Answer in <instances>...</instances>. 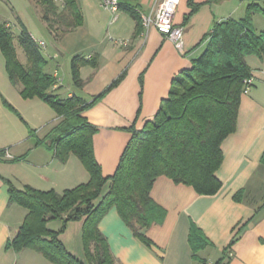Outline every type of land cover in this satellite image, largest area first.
Segmentation results:
<instances>
[{
  "label": "crops",
  "instance_id": "crops-1",
  "mask_svg": "<svg viewBox=\"0 0 264 264\" xmlns=\"http://www.w3.org/2000/svg\"><path fill=\"white\" fill-rule=\"evenodd\" d=\"M161 1L137 0L140 15L153 12ZM77 2L82 24L54 40L57 53L65 58L62 62L46 48L43 36L36 38L28 30L37 42H45V67L49 66V59L56 60L50 70L45 69L59 79L56 93L61 97L76 94L88 100L102 94L83 115L97 127L93 135L94 155L102 174L110 176L131 137L130 128H140L153 117L161 100L167 97L173 77L189 68L192 58L203 51L205 43L199 42L214 21L242 17L247 0H193L200 5L186 20L190 6L188 0H180L174 21L184 28L182 50L155 28L144 29L123 10L113 13L99 0ZM261 17L264 16L260 13L253 17L257 31L264 26ZM76 55L96 62L80 67L81 87L73 84L71 76V59ZM249 56L246 60L253 70V82L248 93L241 95L236 130L221 143L223 160L216 171L221 187L214 194H199L191 185L158 176L150 196L165 214L160 222L145 230L152 241L150 246L137 238L117 209L111 207L98 228L116 263L200 264L192 257L188 242L189 229L194 224L210 242L198 251L206 264H214L222 257L218 264H264V59ZM3 71L5 67L0 65V95L21 114L23 121L0 98V150H4L0 155V264H55L31 248H5L27 213L26 208L9 202L7 181L18 188L30 185L62 192L86 182L89 174L74 154L61 162L53 151L37 144L63 117L37 97L23 98ZM240 190L241 199L236 200L233 196ZM47 226L58 229L60 222L49 221ZM81 230L82 220H72L59 237L69 252L85 262ZM234 236L235 242L226 249Z\"/></svg>",
  "mask_w": 264,
  "mask_h": 264
},
{
  "label": "trees",
  "instance_id": "trees-1",
  "mask_svg": "<svg viewBox=\"0 0 264 264\" xmlns=\"http://www.w3.org/2000/svg\"><path fill=\"white\" fill-rule=\"evenodd\" d=\"M60 1L58 5L56 0H37L42 19L54 40L83 22L77 0ZM219 1L222 0H207L208 3ZM188 4L190 11L185 20L200 5L193 0H188ZM118 7L141 24L137 0H119ZM256 13L264 16V0H247L240 18L214 21L199 42L205 43L203 51L192 58L189 68L173 77L168 95L161 100L153 117L140 128H130L131 137L110 176L102 174L94 155L93 135L97 127L83 115L102 94L90 100L76 94L61 97L55 92V77L45 71L47 59L41 46L20 17L16 16L17 34L6 26V22H0V52L9 81L19 88L23 98L37 97L63 117L44 138L37 140V144L53 151L61 162L74 154L89 174L86 182L62 192L40 190L30 185L18 188L7 181L9 202L26 208L27 213L18 231L6 241L5 248L14 251L31 248L55 264H116L98 228L99 221L111 207L117 209L134 235L150 246L152 241L145 230L160 222L165 214L150 196L158 176L165 175L175 182L191 185L199 194L216 193L221 187L216 175L223 160L221 143L236 130L244 79L253 77L246 57L255 55L264 59V26L258 31L255 29L253 17ZM15 39L24 51L27 63L19 59ZM87 63L96 64L80 55L71 59V76L76 87L83 85L80 67ZM2 102L22 118L5 98ZM29 133L34 135V130L29 128ZM3 152L1 149L0 155ZM261 160L264 163V153ZM241 193V190L237 191L233 197L240 200ZM53 220L60 222L58 229L47 226ZM72 220H82L85 262L69 252L59 237ZM235 240L234 236L226 249ZM188 242L192 257L200 264H206L198 251L210 242L194 224L190 226Z\"/></svg>",
  "mask_w": 264,
  "mask_h": 264
},
{
  "label": "rangeland",
  "instance_id": "rangeland-1",
  "mask_svg": "<svg viewBox=\"0 0 264 264\" xmlns=\"http://www.w3.org/2000/svg\"><path fill=\"white\" fill-rule=\"evenodd\" d=\"M56 3L60 5L61 1L56 0ZM16 16L20 17V19L24 22L27 28L32 31L34 37L38 38L39 36H43L46 39L47 41L46 48L49 51H52L53 54H55L56 60L62 62L65 59V58L62 59V56H60L56 51L55 41L46 26V22L42 19V13L40 11V6L37 4V0H0V22H6L5 23L6 26L8 24L10 29L14 32V34H17L19 30ZM15 45L19 59L21 60L22 63H27L26 55L22 50V48L19 46L16 39H15ZM41 50L42 53L46 55V52L42 47ZM248 58L250 61L251 57L249 56ZM56 60L49 59V66L45 67V69L50 70L51 66L55 65ZM0 65L2 67L4 66V58L1 52H0ZM61 72L63 73L62 70ZM3 73L6 76V72L3 71ZM0 98H5V97L4 95L2 96L0 95ZM16 116L20 118L18 115ZM20 119L23 121L22 118Z\"/></svg>",
  "mask_w": 264,
  "mask_h": 264
},
{
  "label": "built area",
  "instance_id": "built-area-1",
  "mask_svg": "<svg viewBox=\"0 0 264 264\" xmlns=\"http://www.w3.org/2000/svg\"><path fill=\"white\" fill-rule=\"evenodd\" d=\"M100 5L109 9L113 13L119 10V0H99ZM180 0H162L153 12L141 14V25L144 29L155 28L165 38L169 39L174 45L182 50L183 26L176 24L174 21V13ZM7 26H9L7 24ZM38 45L45 47V42L39 40ZM123 43V41H121ZM59 79H56L54 86L56 87ZM253 82V78L244 79V94L248 93ZM7 154V152H6Z\"/></svg>",
  "mask_w": 264,
  "mask_h": 264
},
{
  "label": "water",
  "instance_id": "water-1",
  "mask_svg": "<svg viewBox=\"0 0 264 264\" xmlns=\"http://www.w3.org/2000/svg\"><path fill=\"white\" fill-rule=\"evenodd\" d=\"M56 47V46H55Z\"/></svg>",
  "mask_w": 264,
  "mask_h": 264
}]
</instances>
